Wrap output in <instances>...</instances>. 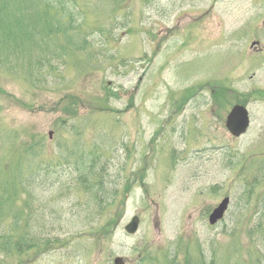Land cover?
Wrapping results in <instances>:
<instances>
[{"label":"rangeland","instance_id":"rangeland-1","mask_svg":"<svg viewBox=\"0 0 264 264\" xmlns=\"http://www.w3.org/2000/svg\"><path fill=\"white\" fill-rule=\"evenodd\" d=\"M23 1L0 0V191L34 165L52 168L29 195L31 221L53 242L1 248L0 264H169L170 252L182 264L186 251L264 264V50L250 49L264 29L236 31L228 0H77L73 25ZM237 102L251 115L239 138L225 125ZM77 147L96 159L103 190L76 180Z\"/></svg>","mask_w":264,"mask_h":264},{"label":"trees","instance_id":"trees-1","mask_svg":"<svg viewBox=\"0 0 264 264\" xmlns=\"http://www.w3.org/2000/svg\"><path fill=\"white\" fill-rule=\"evenodd\" d=\"M30 0H24L23 6ZM41 4L43 9L50 10L61 15V20L63 18V12L69 15L71 20V25L75 22L74 14V5L77 3V0H36ZM71 4V5H70ZM78 10V9H77ZM78 13V11H77ZM17 23L13 24L16 28L19 25L24 27L26 16L18 17ZM11 26H7L4 31V35L1 40H7ZM99 33V32H98ZM71 154H76L77 157L73 158L76 160V170L78 171L77 179L78 181L100 187L103 190L104 184L102 175H96L94 170V160H88V153L85 150L79 149L77 147L75 150H68ZM96 153V152H95ZM97 157V156H96ZM79 162V163H78ZM39 165H34V170L31 171L30 175L22 177L18 175V178H9L6 181L8 188H5L3 191H0V215H7L11 217L9 222L3 221L0 222V249L6 253L11 251H16L18 254L25 253L26 251H31L32 249H42L44 246L48 248L52 245V240L44 238L43 225L38 223H33L31 221L32 206H31V196L29 193H32L33 190H30V187L34 183H40L42 179L47 176V173H51L52 168L48 169L47 172L38 173L37 168ZM4 184V183H2ZM28 194L27 196L22 197L23 194ZM100 202H102L100 198ZM104 202H102L103 204ZM101 204V205H102ZM100 205V204H99ZM100 205V206H101ZM11 213V214H10ZM108 223L112 229L116 226L114 221ZM109 225L102 227V234H106L110 229ZM39 227V230H35L36 227ZM178 244V243H177ZM178 250V246H171V250ZM185 251V250H184ZM168 258L169 264H180L177 260V254L171 253ZM153 258L149 260L140 259L137 264H154ZM182 264H214V261H208L207 257L203 253H199L195 256L193 253L185 252Z\"/></svg>","mask_w":264,"mask_h":264},{"label":"flooded vegetation","instance_id":"flooded-vegetation-1","mask_svg":"<svg viewBox=\"0 0 264 264\" xmlns=\"http://www.w3.org/2000/svg\"><path fill=\"white\" fill-rule=\"evenodd\" d=\"M264 1V0H263ZM262 0H248V3L245 5L246 9L242 4H237L236 0H228V7L225 10L229 12L231 15L233 13H238V21L240 22V26L236 28V31L245 32L242 29H246L247 31H256L258 29H264V21L261 19L260 14L263 12L264 2ZM243 12V13H241ZM241 13V14H240ZM260 18V20H259ZM262 21V22H261ZM262 23V24H261ZM236 27V26H235ZM255 33V32H254ZM241 34V33H240ZM255 39L250 42V49L255 53V55H260L264 50V44L260 39H258L257 35H254ZM255 73L253 72L252 75ZM252 77V76H251ZM238 104L240 102H237ZM236 104V103H234ZM244 106H247L245 103H240ZM248 107V106H247Z\"/></svg>","mask_w":264,"mask_h":264},{"label":"water","instance_id":"water-1","mask_svg":"<svg viewBox=\"0 0 264 264\" xmlns=\"http://www.w3.org/2000/svg\"><path fill=\"white\" fill-rule=\"evenodd\" d=\"M248 125H249L248 111L243 106L240 105L235 106L227 119V127L230 130V132L235 136H239L246 131ZM229 203H230V198L226 197L213 210V212L209 216V222L211 224L217 223L219 220H221L224 217V214L228 209ZM139 224H140V218L138 216H134L132 220L125 226V230L130 234H134L137 232ZM114 263L124 264V260L122 257H116L114 259Z\"/></svg>","mask_w":264,"mask_h":264}]
</instances>
